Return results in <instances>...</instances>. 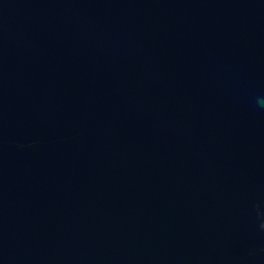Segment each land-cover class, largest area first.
I'll return each mask as SVG.
<instances>
[{
    "label": "water",
    "instance_id": "water-1",
    "mask_svg": "<svg viewBox=\"0 0 264 264\" xmlns=\"http://www.w3.org/2000/svg\"><path fill=\"white\" fill-rule=\"evenodd\" d=\"M0 264H264V0H0Z\"/></svg>",
    "mask_w": 264,
    "mask_h": 264
}]
</instances>
